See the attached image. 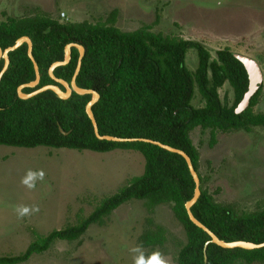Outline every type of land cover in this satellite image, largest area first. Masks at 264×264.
<instances>
[{
  "label": "trees",
  "instance_id": "1",
  "mask_svg": "<svg viewBox=\"0 0 264 264\" xmlns=\"http://www.w3.org/2000/svg\"><path fill=\"white\" fill-rule=\"evenodd\" d=\"M116 16L117 11L113 10L105 21L96 24L60 22L41 12L7 18L0 23V48L5 50L22 37L31 40L32 57L40 75L38 89L56 85L47 72L51 64L63 61L66 45L83 47L76 86L99 95L91 108L99 135L147 139L184 152L200 181V197L190 209L192 216L223 242L263 243L264 209L248 213L216 203L199 174L198 153L190 139L196 128L209 130L212 148L216 132H249L264 127V114L254 113L262 87L252 96L248 107L236 115L234 110L248 90V77L228 49L218 51L216 59H212L200 44L152 33L147 26L121 32L115 27ZM190 49L197 55L194 72L184 64ZM26 52L23 45L9 54L8 69L0 80V146L96 153L134 151L143 157L144 168L142 175L132 177L126 186L103 199L86 218L46 237H37L20 255L1 257L0 264H24L58 241H78L91 226L102 224L113 211L132 200L143 201L149 211L161 205L170 206L186 237L175 264H264V248L245 251L224 250L212 244L205 247L209 237L188 220L184 208L194 191L184 160L145 143L97 140L85 115L91 96L72 94L68 100H60L45 92L28 100L18 99L17 88L34 81ZM77 61L78 52L72 48L70 62L56 68L54 76L69 83ZM2 67L0 61V72ZM225 84L232 92L230 107L222 103L218 94ZM195 90L203 101L202 108L191 105ZM31 92L33 89L22 91ZM167 238L166 230L155 226L140 237V245L161 247Z\"/></svg>",
  "mask_w": 264,
  "mask_h": 264
},
{
  "label": "rangeland",
  "instance_id": "2",
  "mask_svg": "<svg viewBox=\"0 0 264 264\" xmlns=\"http://www.w3.org/2000/svg\"><path fill=\"white\" fill-rule=\"evenodd\" d=\"M113 10L115 27L121 32L147 26L152 33L200 44L212 59L228 49L256 62L262 90L254 113L264 114V0H0V23L41 12L60 22L96 24ZM184 64L194 72L195 50L186 51ZM218 94L223 104L232 105L227 84ZM191 105L203 107L196 90ZM215 137L210 148L209 130L196 128L190 133L205 188L216 203L240 212L264 209V127L216 132ZM143 168V157L134 151L0 146V258L18 256L37 237L86 218L103 199L142 175ZM29 171L43 173L31 189L22 182ZM23 207L29 212L21 216L18 209ZM33 207L39 211L33 213ZM155 226L168 233L166 243L153 249L141 247L140 237ZM185 240L170 206L149 211L143 201L132 200L102 224L91 226L78 241H58L24 264H135L138 257L147 261L154 253L166 264H175Z\"/></svg>",
  "mask_w": 264,
  "mask_h": 264
},
{
  "label": "water",
  "instance_id": "3",
  "mask_svg": "<svg viewBox=\"0 0 264 264\" xmlns=\"http://www.w3.org/2000/svg\"><path fill=\"white\" fill-rule=\"evenodd\" d=\"M26 45L27 48V57L30 60L33 71H34V81L21 85L17 88L16 94L17 98L20 100H28L31 99L39 94L45 93V92H51L53 93L58 99L60 100H68L72 94H75L77 96H91V100L86 104L85 107V115L88 118V120L91 123L92 129H93V134L94 137L99 140V141H106V142H111V143H145L149 144L155 147H158L168 153L175 154L179 157H181L188 169V172L190 174V177L193 181L194 184V191H193V196L192 198L184 205L188 220L198 229H200L202 232H204L208 237L209 241L205 244V247L208 244L215 245L221 249L224 250H245V251H254V250H260L264 248V242L261 244H254V243H249V242H243V241H237V242H223L219 240L213 233H211L206 227H204L201 223H199L191 214L190 209L196 204L200 197V181L199 177L194 170L190 158L182 151L171 148L169 146L163 145L159 142H155L152 140H147V139H120L112 136H100L96 122L94 120V117L91 112V108L98 102L99 100V95L92 91V90H83L80 89L76 86V78L77 75L80 71L81 67V60L84 56V49L83 47L77 45V44H68L64 48V59L62 62H55L51 64L48 68V77L50 78L51 81H53L56 85H47L41 88L36 89V87L39 84L40 81V75H39V70L38 66L35 63L33 57H32V42L28 37H22L18 39L12 46L6 48L5 50H2L0 48V61H3V67L0 72V80L4 73L7 71L8 66H9V54L16 51L19 49L21 46ZM74 48L78 52V61H77V66L75 69V72L70 80L69 83L57 79L53 72L56 68L63 67L67 65L70 62L71 59V49ZM233 57L243 66V68L246 71L247 77H248V90L245 93L242 101L240 104L237 106V108L234 110V113L236 115H239L242 113L249 105V101L252 98V96L258 91L259 86L261 85L262 82V75L260 72V69L256 62L253 60L239 56V55H233ZM62 88V89H61ZM24 89H33V92L29 94H24L22 91ZM63 90V91H62ZM62 133V131L60 130ZM205 259V255H204Z\"/></svg>",
  "mask_w": 264,
  "mask_h": 264
},
{
  "label": "clouds",
  "instance_id": "4",
  "mask_svg": "<svg viewBox=\"0 0 264 264\" xmlns=\"http://www.w3.org/2000/svg\"><path fill=\"white\" fill-rule=\"evenodd\" d=\"M37 177L42 179L43 178V173L42 172H31V171H29L26 174V179H24L22 182L24 183V185L26 187L31 189V188L35 187V184L33 183V181ZM31 211L33 213L38 212L39 208L38 207H33L31 209ZM28 212H29V209L27 207H23V208L18 209V213L21 216L25 215ZM133 251H138V249H134ZM135 264H166V262L160 257L159 253H154L147 261H145L142 256L138 257L135 260Z\"/></svg>",
  "mask_w": 264,
  "mask_h": 264
},
{
  "label": "built area",
  "instance_id": "5",
  "mask_svg": "<svg viewBox=\"0 0 264 264\" xmlns=\"http://www.w3.org/2000/svg\"><path fill=\"white\" fill-rule=\"evenodd\" d=\"M62 17H64V15H61Z\"/></svg>",
  "mask_w": 264,
  "mask_h": 264
}]
</instances>
